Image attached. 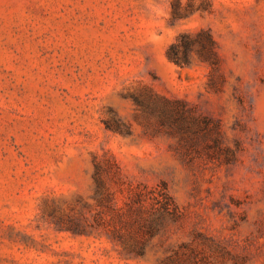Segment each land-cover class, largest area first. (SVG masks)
<instances>
[{
    "label": "rangeland",
    "instance_id": "rangeland-1",
    "mask_svg": "<svg viewBox=\"0 0 264 264\" xmlns=\"http://www.w3.org/2000/svg\"><path fill=\"white\" fill-rule=\"evenodd\" d=\"M204 2L0 0V264H264V0ZM201 28L215 75L168 57ZM96 164L119 209L168 184L181 215L143 256L98 223Z\"/></svg>",
    "mask_w": 264,
    "mask_h": 264
},
{
    "label": "trees",
    "instance_id": "trees-1",
    "mask_svg": "<svg viewBox=\"0 0 264 264\" xmlns=\"http://www.w3.org/2000/svg\"><path fill=\"white\" fill-rule=\"evenodd\" d=\"M208 4V0H205L200 7L207 8ZM188 7L186 11L192 9L193 3L190 2ZM185 15V12L174 6V19ZM194 53L199 60L210 66L212 75L218 73L221 60L210 29L181 32L168 49V57L179 65L191 63ZM94 178L97 185L95 197L100 205L97 221L105 225L110 237L121 246V253L125 257L143 256L151 240L167 226L168 222L178 220L181 215L179 206L164 181L156 187L144 186L135 192L127 204L128 208L123 210L115 205V194L106 186L100 164H96ZM53 222L60 229L78 232L86 230L82 221L75 218L69 220L54 218ZM202 261L197 253L175 251L161 262L203 264Z\"/></svg>",
    "mask_w": 264,
    "mask_h": 264
}]
</instances>
